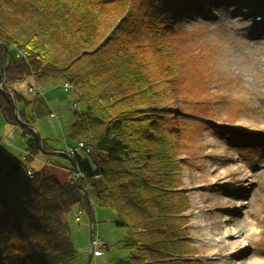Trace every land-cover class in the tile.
I'll return each instance as SVG.
<instances>
[{
  "label": "trees",
  "instance_id": "1",
  "mask_svg": "<svg viewBox=\"0 0 264 264\" xmlns=\"http://www.w3.org/2000/svg\"><path fill=\"white\" fill-rule=\"evenodd\" d=\"M191 6L192 0H0V85L1 75L5 83L34 76L71 84L72 103L81 108L72 109L67 129L77 141L68 172L83 174L82 187L34 169L26 174L41 153L38 141L0 89L3 121L26 135L21 156L0 142V264H76L66 215L75 205L87 208V196L111 207L113 223L127 231L122 247L130 255L117 264H202L186 240L190 203L180 170L190 164L181 155L184 124L172 101L181 77L171 37ZM17 91V102H32ZM19 116L35 122L23 111ZM93 146L101 154L95 161L85 155ZM42 147L56 151L46 139ZM95 177L103 188L91 183Z\"/></svg>",
  "mask_w": 264,
  "mask_h": 264
},
{
  "label": "rangeland",
  "instance_id": "2",
  "mask_svg": "<svg viewBox=\"0 0 264 264\" xmlns=\"http://www.w3.org/2000/svg\"><path fill=\"white\" fill-rule=\"evenodd\" d=\"M234 1L229 5V0H202L201 4L192 0L191 9L181 14L171 37L181 77L172 100L174 117L184 124L179 136L187 148L181 155L190 164L181 168L180 179L190 203V244L197 249L202 264H264V65L254 59L231 24L226 25V15L240 20L247 11L241 4L250 2ZM256 16L252 13L250 19ZM246 31H252L251 27ZM256 39L264 43V39ZM63 81L56 77L39 81L28 76L12 84L14 91L32 100L28 105L16 101L18 117L19 111L34 116L33 125L41 139L56 151L67 152L77 141L67 135L73 114L72 93L63 91ZM28 87L36 94L28 93ZM76 104L79 110L81 103ZM23 136L20 126L6 124L0 115V142L7 151L21 156ZM85 155L95 161L101 154L93 146ZM27 165L41 175L54 176L61 184L69 180L71 164L64 156L40 153ZM91 183L97 189L104 187L100 177ZM234 202L238 206L231 205ZM114 218L111 207L91 200L87 208H71L66 223L77 250L76 264L88 260L91 229L92 236L108 246L100 256L90 257L88 264L128 260L129 250L122 247L127 231L115 226ZM232 219L236 221L233 225L229 224ZM230 228L242 231L246 241L241 251L246 249L251 255L235 258L230 254L239 245H226L222 250L201 241L203 235L221 236Z\"/></svg>",
  "mask_w": 264,
  "mask_h": 264
},
{
  "label": "bare ground",
  "instance_id": "3",
  "mask_svg": "<svg viewBox=\"0 0 264 264\" xmlns=\"http://www.w3.org/2000/svg\"><path fill=\"white\" fill-rule=\"evenodd\" d=\"M249 3L241 4V7H244L247 11L242 14V17L240 20L234 19V16L226 15L227 21L226 25L231 24V30L235 33V35H239L241 37L243 44L247 46L248 50H250V54L253 55L254 59L258 62L260 61L264 65V61H262V56L264 53V43H261L257 41L256 37L257 34H259V31L256 30V27H259L261 30H263L264 33V18L263 20L252 21L251 15L252 13H256L258 15L264 16V0H249ZM202 0H198V3L201 4ZM235 3L234 0H229V5H233ZM237 7H239L238 4H236ZM196 9H199V6L197 5ZM261 11V12H259ZM248 27H251L252 31H246ZM234 39H236L234 37ZM237 40V39H236ZM264 80V79H263ZM231 205L238 206V202H234ZM245 222V220H243ZM229 222V220H228ZM236 221L232 219V221L229 224H235ZM207 231H211V229H206ZM242 232V231H241ZM241 232H234L231 228L225 231V234L217 237H211V236H205L203 235V241L204 243H210L214 246H217V248H222V250L225 249L226 245H231L232 248L239 245L235 250H232L230 256H236L241 248H243L246 239L244 238L245 235ZM247 236V233H246ZM231 239L230 241L227 239ZM229 243V244H228ZM239 250V252L237 251ZM230 252V251H229ZM229 252H227L229 256ZM226 254V255H227ZM252 254V253H251ZM240 259H242L245 256H238ZM236 258V257H235ZM227 264H230L228 261Z\"/></svg>",
  "mask_w": 264,
  "mask_h": 264
},
{
  "label": "built area",
  "instance_id": "4",
  "mask_svg": "<svg viewBox=\"0 0 264 264\" xmlns=\"http://www.w3.org/2000/svg\"><path fill=\"white\" fill-rule=\"evenodd\" d=\"M0 89L3 90L8 96H10L9 92L11 90V87H10L9 84L0 85ZM62 89H63L64 92L70 93L72 91L71 90V84L68 81L64 80L63 83H62ZM28 91L31 94L35 93V90L32 87H29ZM75 108H76V104H75V102H73L72 103V109L74 110ZM82 146H83V144L81 142H79L78 143V148H80ZM76 150H77V147L71 148L69 150V153L72 154ZM26 174L28 176H32V174H33L32 169L28 167L26 169ZM82 180H83V174L81 172H79L76 169H74V170H72L70 172L69 182L71 184H79V186L82 187L83 186ZM75 220H78V218H75ZM90 246H91V249H92V255L94 257H98V256L101 255V253L104 251V249H105V247L107 245L102 240H100V239H98L96 237H93L91 239Z\"/></svg>",
  "mask_w": 264,
  "mask_h": 264
},
{
  "label": "water",
  "instance_id": "5",
  "mask_svg": "<svg viewBox=\"0 0 264 264\" xmlns=\"http://www.w3.org/2000/svg\"><path fill=\"white\" fill-rule=\"evenodd\" d=\"M2 65H3V48H2V45L0 43V68H1V71H2ZM2 77V82L1 83H4V76L1 75ZM15 91H12V89L10 90L9 94L11 96V99H12V102H13V106H14V115H15V118L17 119V121L19 122V124L26 128L27 130L31 131L32 134L35 136V138L37 139L38 141V145H39V149L41 151L42 154L44 155H57V156H64L66 158H68L70 160V157L65 153V152H62V151H47V150H44L43 147H42V139H41V136L39 134V132L37 131V129L35 128V126L31 123H28V122H25V121H22L19 117H18V110L16 108V100H15V94H14ZM182 191H184V189H180ZM90 198L87 196V201L88 203L90 204ZM91 224H92V218H91ZM92 229L90 230V242H91V239H92ZM186 240L190 243V238L189 237H186ZM89 242V243H90ZM89 257H88V260L86 262V264L89 263V260H90V257H92V249H91V246H90V249H89ZM193 259H196V260H199V258L197 256H194L192 257Z\"/></svg>",
  "mask_w": 264,
  "mask_h": 264
}]
</instances>
